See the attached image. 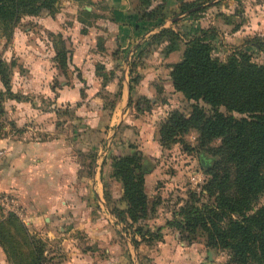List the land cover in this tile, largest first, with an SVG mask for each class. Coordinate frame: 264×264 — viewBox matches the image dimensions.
Returning <instances> with one entry per match:
<instances>
[{
    "label": "rangeland",
    "instance_id": "obj_1",
    "mask_svg": "<svg viewBox=\"0 0 264 264\" xmlns=\"http://www.w3.org/2000/svg\"><path fill=\"white\" fill-rule=\"evenodd\" d=\"M185 3L198 4L180 18L183 19V22L178 24L175 31L180 43H171L170 47L178 46L174 50H170L169 54H166L158 63L166 65L168 62L170 66L176 63L181 59L186 43L192 37H200L211 44L212 56L220 61H225L233 51L244 50L247 55L251 56V62L264 66V0H187ZM133 5L135 6V3L132 2V7ZM104 7L103 3L98 0H59L54 13L43 11L36 17L20 19L15 24L12 35L4 33L0 29V62L12 93L7 95L0 81V95L3 99L4 109L3 114H0V138H20L27 126L34 128L35 131L28 134L31 139L46 138L47 136L44 132L36 130L35 126L41 125V123L34 118L35 113L31 118L27 116V119L30 120H26L22 127L17 128L12 120L11 112L14 109L8 104L9 100L30 104L31 99L36 96L38 101L37 106H32L34 110L54 112L59 118L62 115L63 117L72 115L63 107L56 109L52 106V100L46 96V92H43L46 88L43 83L47 82L53 88H58L62 82L66 86H70L75 80L84 84L81 72L73 64L80 65L83 59L82 69L86 68L87 70L88 66L92 65V67H96L95 74L103 77V80L105 79L106 74H101L102 69L100 70L99 67H102L108 60L104 55L102 56V39L100 37L97 46L95 43L93 47L98 55L97 58L92 59L89 63L87 59L78 54L79 49L86 48L88 55V42L84 39L87 36V28H91L93 31L102 30V20L111 18ZM204 8H207V12L204 11ZM178 13L177 11L176 15ZM163 36L166 39L169 38L168 35L163 34ZM152 41L153 39H150L149 43ZM165 44L161 45L163 54ZM56 50H65L67 53V63L64 69L58 66ZM139 62L140 60H137L136 63ZM134 63L135 61H130L129 66L132 70ZM84 75L86 76V74ZM25 81H29L37 87L31 89L28 94H23L20 92L22 89L19 86H21V82ZM162 86L164 87V85ZM12 87H15L14 91ZM98 96L104 97L102 93H99ZM43 97H47V99L42 100ZM85 97L87 95L82 89V100ZM161 97L166 99V103L167 99L170 100L169 109L166 106L150 105V101L149 103L142 101L145 110L148 108L151 110L153 105L159 108L149 122L144 123L142 128L139 126V131L142 129L143 134L141 133L140 136L138 134L139 137L132 140L134 142L128 143L136 145V147L129 145L131 150L128 149L126 152V154L138 153L145 168L144 176L149 174L144 182V192L148 198L147 219L131 222L127 216H121L122 218L119 219L112 212L114 218L108 217L107 219L109 223L113 224L116 231L114 230V236H107V240H110L112 244L110 250H107V254H113L117 258L121 257L120 263L122 264H232L226 251L208 248L202 239L187 244L181 240V236L176 230L165 228V223L172 219L173 214L178 212L181 206L190 201V196L193 193L199 198L200 204L213 202V198L203 191V187L208 182L210 170L218 160L216 152L221 142L220 139H214L202 146L198 141V133L195 130H190L177 138L181 139L182 143L169 140L163 144L160 128L169 117L170 112L178 110L185 117H189L192 106L196 104L201 106L207 115L211 113V110L201 101L186 100L174 89L167 88ZM157 99L161 102L160 97L157 96ZM39 102L41 103L40 107L38 106ZM234 116L238 117L236 114ZM53 123L56 127L60 126V121H53ZM118 141L119 139L116 140V142ZM112 144L109 139H103L99 143V163H101L102 157L103 163H105L104 159L111 161L114 157H110L111 153H114ZM113 146L115 148V145ZM110 178L112 177L110 176ZM114 181H117L118 184H115L112 192L118 195L122 190L123 193L121 183L116 179ZM8 203V201H4V205L0 204V221L4 220L3 225L12 230L13 222L12 225L11 222H7V215L10 212ZM262 205H264V191L254 201L252 212ZM14 225L16 228L12 233L15 234V238L13 239L14 244L10 245L11 262H9L10 264H32L33 254L24 236L19 232L17 224ZM159 227L164 229H162V238L160 241L152 243L146 240L142 241L136 231L142 229L143 232L153 233ZM33 236L44 247V264H69L73 257L79 258L81 254H86L88 250H83L85 248L82 246L85 247L90 243L83 235L79 234L72 236L54 234L53 237L50 236L53 238L50 240L43 235ZM69 238L72 241H69ZM101 238L97 237V244L103 243V237ZM134 238H139L141 243L138 250H134L131 246ZM117 242L120 248L115 246ZM71 243L79 245L80 250L70 248L74 245L67 244ZM129 250L132 251V255L129 254ZM89 252H96L98 257L104 256L102 249L94 251L90 248ZM125 258L127 259L125 260Z\"/></svg>",
    "mask_w": 264,
    "mask_h": 264
},
{
    "label": "crops",
    "instance_id": "obj_2",
    "mask_svg": "<svg viewBox=\"0 0 264 264\" xmlns=\"http://www.w3.org/2000/svg\"><path fill=\"white\" fill-rule=\"evenodd\" d=\"M98 1L103 3L111 18L102 20V30L87 28L84 39L88 42V55L86 48L79 49L78 54L89 63L97 58L93 47L95 43L97 46L100 37L102 56L108 60L103 66L99 61L102 66L99 67L102 69L100 73L106 74L105 81L95 74L96 67L89 65L88 71L82 69V59L80 65L73 66L81 72L84 84L75 80L70 86L62 82L58 88H53L47 82L43 83L46 86L43 92L52 100V106L56 109L63 107L72 115L63 117L61 114L59 118L54 112L34 110L32 106H37L38 101L36 96L30 104L9 100L8 104L14 109L12 120L17 128L30 120L27 116L31 118L35 113L34 118L41 123L35 126L36 130L47 136L31 139L28 134L35 131L27 126L20 138H0V200L9 202L8 211L12 213L8 214L15 215L30 235H43L48 240L53 239L54 234L83 235L90 243L82 248L88 251L79 258L73 257L69 264H122L121 257L107 254L112 245L107 236H114L116 231L107 218H114L118 213L124 217L122 190L118 195L112 192L118 182L110 178L111 161L104 159L103 163V157L101 163L98 161L99 143L109 139L114 152L110 157L124 155L128 149L131 150L129 145L136 147L128 143L134 142L132 140L142 133L139 126L142 128L149 122L160 106L169 109L170 100L167 99L166 103L161 95L167 88L173 90L169 78L170 65L168 62L166 65L158 63L166 56L161 53L163 46L150 45L149 42L159 28L176 31L178 24L183 22L180 18L187 14L175 15L177 0H166L163 24L155 25L158 21L139 22L130 0ZM162 2L153 0L152 7ZM137 60L140 62L136 63ZM130 61H135L133 70L129 66ZM36 87L29 81L21 82L19 86L23 94ZM82 89L87 95L84 100L81 98ZM99 93L104 97L100 98ZM142 101H150V105L159 107L153 105L151 110H145ZM53 121H60V126L56 127ZM148 176H145V182ZM98 236L99 239L103 237L102 244H97ZM133 240L137 244L132 242L134 246H131L138 250L139 238ZM69 241L72 240L69 238ZM115 246L120 248L118 242ZM70 248L80 250L79 245ZM90 248L104 250V256H96V252H89ZM0 264H10L1 246Z\"/></svg>",
    "mask_w": 264,
    "mask_h": 264
},
{
    "label": "trees",
    "instance_id": "obj_3",
    "mask_svg": "<svg viewBox=\"0 0 264 264\" xmlns=\"http://www.w3.org/2000/svg\"><path fill=\"white\" fill-rule=\"evenodd\" d=\"M58 1L0 0V29L12 35L20 19L36 17L43 11L54 13ZM130 1L135 3L139 22L158 21L156 25L163 24L166 0L153 7V0ZM185 2L177 0L179 13L189 12L198 4ZM163 34L169 38H164ZM152 39L150 45L166 43L164 54L178 46L170 47L171 43H180L177 33L168 28H161ZM66 55L65 50H56L61 69L66 66ZM169 78L174 91L186 100L203 102L210 107L211 113L207 115L198 104L192 106L189 117L178 110L170 112L160 128L162 143L169 140L182 143L177 138L195 130L200 145L214 139H220L221 144L216 152L218 160L203 187L213 202L200 204L193 193L190 201L165 223V228L176 230L187 244L202 239L206 247L226 251L232 264H264V205L254 212L251 209L264 191V66L251 62V56L244 50L233 51L225 61H220L212 56V46L208 41L192 37L186 43L181 59L170 66ZM7 79L0 62V81L7 95H11ZM2 100L0 95V114L4 112ZM144 171L138 153L111 159L110 176L122 185L123 214L131 222L147 219ZM7 216V222L11 225L13 222L14 228L17 224L27 241L33 254L32 264H44L43 245L27 232L15 215ZM117 216L122 218L121 213ZM3 223L4 220L0 221V246L11 262L14 228L8 229ZM162 229L159 227L153 233L142 229L136 231L142 241L152 243L161 240ZM132 242L137 244L135 240Z\"/></svg>",
    "mask_w": 264,
    "mask_h": 264
},
{
    "label": "built area",
    "instance_id": "obj_4",
    "mask_svg": "<svg viewBox=\"0 0 264 264\" xmlns=\"http://www.w3.org/2000/svg\"><path fill=\"white\" fill-rule=\"evenodd\" d=\"M4 201H6V200L5 199L4 200H0V204L4 205Z\"/></svg>",
    "mask_w": 264,
    "mask_h": 264
}]
</instances>
